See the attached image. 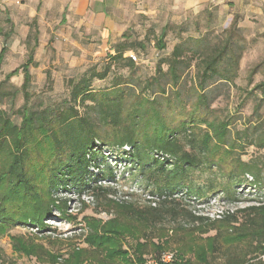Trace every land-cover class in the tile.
I'll use <instances>...</instances> for the list:
<instances>
[{
    "label": "trees",
    "instance_id": "1",
    "mask_svg": "<svg viewBox=\"0 0 264 264\" xmlns=\"http://www.w3.org/2000/svg\"><path fill=\"white\" fill-rule=\"evenodd\" d=\"M166 31L156 39L160 59L148 76L130 58L146 46L122 35L101 70L69 79V96L60 101L30 104L36 44L0 80V102L9 101L8 109L0 108V235L15 226L44 228L46 218H55L52 210L64 215L61 194L103 198L110 214L105 221L83 217L84 246L66 256L15 238L17 252L46 264H146L168 250L177 253L173 264H264V76L245 92L243 99L253 102L247 119L214 107L235 86L245 51L237 21L221 35L207 30L170 49ZM6 51L0 49V72ZM124 69L126 75L116 72ZM111 70L110 85L95 88L93 81ZM19 74V89L7 90ZM18 93L23 103L14 109ZM109 160L127 164L155 199L140 205L110 199L115 189L102 185L116 184ZM243 187L257 191L253 205L213 219L192 211V198L222 194L238 202Z\"/></svg>",
    "mask_w": 264,
    "mask_h": 264
},
{
    "label": "rangeland",
    "instance_id": "2",
    "mask_svg": "<svg viewBox=\"0 0 264 264\" xmlns=\"http://www.w3.org/2000/svg\"><path fill=\"white\" fill-rule=\"evenodd\" d=\"M50 13L46 15L47 18L36 20L30 27L31 36L27 43L24 40L19 41L18 45L15 44L16 42L8 45L11 49H7L1 66L0 80L26 61L28 49L33 48L35 44L37 47L39 44L44 46L39 52L36 50L37 47L35 48L33 58L36 65L29 68L32 80L30 104L33 107H39L40 103L48 104L68 98L69 89L66 82L85 75L92 67L101 70L107 62L106 57L110 54L111 47L121 41L122 35L128 43L141 42L146 46L144 52L133 51L139 74L144 77L153 73L160 59L156 56L155 42L162 28H167L164 43L166 48L170 49L178 40L188 36L198 37L207 30H211L214 35H221L236 20L245 39V51L240 60L235 86L229 89L226 96L217 99L213 106L240 115L244 119L250 116L253 102L243 99L245 92L264 76V3L262 1L207 0L204 8L195 14L188 11H173L169 5L154 1L126 4L114 14L113 26L109 33H104V28L96 27L88 19L80 21L70 16L68 18L64 16L62 19V16L55 14V10ZM254 69L257 72L248 85L249 73ZM113 72L115 71L111 70L105 80H94L93 86L108 87ZM116 72L126 75V69ZM21 83L22 75L19 74L9 80L6 89H19ZM242 100L244 104L240 106ZM12 103L14 109L22 105L20 93ZM8 107V100L0 102V108L8 109ZM12 118L18 123L17 118L14 116ZM250 155H252L251 151H248L244 159L248 160ZM108 162L116 175V184L102 183L103 186L112 187L116 191L115 195L108 197L117 204L122 201L145 204L150 189H146L139 179L132 176L127 164H119L118 160ZM238 192L239 195L236 196L238 202L226 201L222 199V194H214L203 202L194 201L192 198V211L213 219L224 211L231 212L236 208L254 204L252 201L257 198L255 188L250 190L249 187H243L239 188ZM259 193L263 196L264 190ZM126 194L128 196H125ZM58 197L67 200L64 215L58 210H52V216L55 218H46L43 221L44 228L15 226L7 228L0 235V264H46L17 252L13 244L15 238H19L24 245L41 246L50 253L66 256L71 248L84 246L82 241L88 229L83 217H94L102 221L110 218V214L104 210L103 198H95L87 194L80 197L74 194H61ZM198 243L202 244L203 241ZM166 252H173L177 256L175 250L163 253ZM188 255L190 258V253Z\"/></svg>",
    "mask_w": 264,
    "mask_h": 264
},
{
    "label": "crops",
    "instance_id": "3",
    "mask_svg": "<svg viewBox=\"0 0 264 264\" xmlns=\"http://www.w3.org/2000/svg\"><path fill=\"white\" fill-rule=\"evenodd\" d=\"M146 1L169 5L173 11L195 14L204 8L207 0H0V49L5 46L10 50L8 45L15 42L18 45L19 41H24L30 34L31 22L47 18L46 15L54 10L62 19L64 16L80 21L88 19L96 27L104 28V33H109L114 14L120 8ZM260 1L264 3V0ZM43 49L41 44L36 48L37 52Z\"/></svg>",
    "mask_w": 264,
    "mask_h": 264
},
{
    "label": "built area",
    "instance_id": "4",
    "mask_svg": "<svg viewBox=\"0 0 264 264\" xmlns=\"http://www.w3.org/2000/svg\"><path fill=\"white\" fill-rule=\"evenodd\" d=\"M130 58L133 61H136V57L134 55H130ZM148 199H155V198L149 196ZM174 260H175V254L173 252H166L160 256V259L158 262L152 259H149L146 264H173Z\"/></svg>",
    "mask_w": 264,
    "mask_h": 264
}]
</instances>
